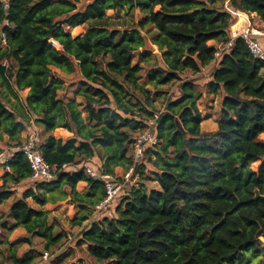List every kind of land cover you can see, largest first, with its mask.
I'll return each mask as SVG.
<instances>
[{
	"label": "trees",
	"instance_id": "trees-1",
	"mask_svg": "<svg viewBox=\"0 0 264 264\" xmlns=\"http://www.w3.org/2000/svg\"><path fill=\"white\" fill-rule=\"evenodd\" d=\"M80 3L8 0L5 7L0 0V141L7 136L8 145L21 143L32 122L42 126L41 147L54 170L51 181H35V188L13 201L15 223L8 227L1 213L0 226L23 227L44 239L51 253L65 234H56L49 213L28 199L44 205L71 197L80 212L72 224L83 228L76 249L69 248L55 264H262L264 61L251 55L241 37L232 40V26L233 12L256 13L264 23V0ZM109 10L125 11L132 22L126 16L114 19ZM79 25L85 29L78 36L66 30ZM142 33L158 48L157 59L144 50ZM231 40L218 58L219 46ZM135 54L140 60L134 63ZM218 59L206 85L210 93L224 92L220 117L217 129L204 131L199 73ZM53 68L79 75L72 99L60 97L66 84ZM144 70L145 84L140 82ZM170 84L178 95L162 89ZM151 120L159 142L146 146L134 175L139 181L124 189L111 215L84 225L106 196L103 182L90 177L84 165L113 174L117 167L129 169L137 132ZM57 128L73 134L57 138ZM11 169L0 186V204L12 194L6 190L9 182L31 175L22 154ZM81 181L87 183L83 192L77 189ZM150 182L158 187L148 188ZM84 244L86 256L79 254ZM3 246L13 264H35L36 252H45L31 248L18 256L17 246L3 240L0 264Z\"/></svg>",
	"mask_w": 264,
	"mask_h": 264
},
{
	"label": "built area",
	"instance_id": "built-area-1",
	"mask_svg": "<svg viewBox=\"0 0 264 264\" xmlns=\"http://www.w3.org/2000/svg\"><path fill=\"white\" fill-rule=\"evenodd\" d=\"M3 1L5 2V7H8V0ZM233 13L237 16L240 14L236 12ZM258 35L259 32L253 29L250 24L248 27L242 26L233 30L232 40L237 37H241L245 41L251 55L264 61V46L259 41L257 37ZM2 38L5 43V33H2ZM232 40L226 45L219 46L220 51L217 52L218 58L221 57L225 50H228L232 44ZM155 128V120H151L147 126V130H144L136 135L133 142L134 165L127 169L123 175L118 176L106 169L99 170L91 165H84L86 173L90 177L102 181L105 186L106 196L95 206L94 211L98 214H109L110 209L115 206L124 189H126L130 184L132 185L136 183V181H133L136 167L143 159L146 146H154L159 142L157 136L155 135ZM17 154H22L28 160L31 169L30 178L32 180L51 181L54 178V170L44 158V152L38 141V133L36 130L30 131L25 141L14 145H8L0 149V167H3L6 171H10L11 164L15 160ZM42 257L44 260H47L50 257L49 252L45 251Z\"/></svg>",
	"mask_w": 264,
	"mask_h": 264
},
{
	"label": "rangeland",
	"instance_id": "rangeland-1",
	"mask_svg": "<svg viewBox=\"0 0 264 264\" xmlns=\"http://www.w3.org/2000/svg\"><path fill=\"white\" fill-rule=\"evenodd\" d=\"M89 2V0H81V3L79 4V7H82V6H85V4H87ZM242 15V13H240ZM108 15H110L111 17H113L114 19H120L124 16H126L125 18H127L126 20L128 21V24L130 25V23L132 22V19L129 18L126 14H125V11H120L119 13H117V11L115 10H109L108 11ZM243 15H247V14H243ZM141 14L139 12V10H136L135 12V20H138L140 18ZM249 16V15H248ZM237 22H235L232 26V31L235 30L234 29V25H236ZM251 23L252 25L253 24H258V23H261L259 21H256L254 19L251 18ZM72 27V26H71ZM68 29V27L66 28ZM85 29V25H80V26H77L76 28H73L71 30L72 32V35H77L78 33H80L81 31L83 32V30ZM158 52V48H156L155 51H153L152 53H154V59H157V56H155V53ZM139 53V52H138ZM140 60V57L139 55L135 54L134 55V63L139 61ZM147 68V66H146ZM55 70V68H53ZM146 70V69H145ZM143 71L142 74H143V78L140 80L141 83L145 84L147 81H148V78L145 76L146 75V71ZM57 71V70H56ZM57 73L63 77V79L65 80V84H66V91H70V93H66L65 90H62L60 91V97L65 99V100H69V99H72L74 97V93L75 91L73 90H77V88H79L80 86V78H79V75L78 74H67V73H64V72H61V71H57ZM187 74H184V76H186ZM189 75V74H188ZM194 77V76H192ZM209 78V72H206V73H203L201 75H199V80H198V83L199 85H197V90L201 91L202 93H206V95H202V97L200 98V100L198 101V105H199V108L202 112V115H203V121L205 119L204 116H206L205 114L210 112L211 115L208 116V118L206 117V121L203 123V127H202V124H201V127H202V130L204 131H212L211 127H212V121L215 120L214 118L215 117H218V114H220L217 106H216V103H218V105L220 104V95H219V98H218V95H210L208 88H207V85L204 83L205 80L207 81V79ZM205 86V87H204ZM148 87L152 88L153 91H154V88L151 86V85H148ZM176 87L173 85H166V86H163L162 89L165 90L168 94V91L170 93H177V90L175 89ZM207 88V89H206ZM178 95V93H177ZM78 101H84V99L82 98V96H77L76 97ZM157 107L159 109L162 108L163 106V99H159L156 103ZM84 108V107H83ZM215 116V117H214ZM202 121V122H203ZM218 121V120H217ZM217 126H215L214 129H216ZM144 130H147V127H144ZM144 130H141L139 132H137V134L141 133L142 131ZM259 162H254L252 163V167L253 168H256L257 165H258ZM147 167L149 168L150 166L147 164ZM146 174V173H145ZM139 181V180H138ZM137 181V182H138ZM154 182H150L148 185V188H152L154 186ZM121 198V197H120ZM120 199H118L119 201ZM8 210V207H3V209H0V212L1 213H6ZM113 209H110V215L113 213ZM58 216L61 217V220H64V214H59L57 213ZM7 219V218H6ZM51 221V220H50ZM64 221L61 222V225H57L54 229V232L55 233H58V232H63L65 234V237L63 238V240L60 242V244L56 247H53L50 251L51 253L50 254H54L53 256L49 257L47 260H44V258L38 253L36 252V259H35V264H55V262L58 261V259L63 255L65 254V252H68V249H76L75 248V242L76 240L79 238V234L77 236H75L73 239L71 237L72 233L75 234L76 231H74L75 228H79L78 226H75L71 223H68L67 221H65V223H63ZM68 226L69 230H65L64 228L66 226ZM71 226V227H70ZM27 232L26 230L23 228V227H20V228H17L16 230H13V231H9L7 229H3L1 226H0V241H3V240H8V243L11 244L12 246H17V251H16V254L18 256L20 255H25V253L31 249V248H34V249H40L42 252L43 251H46L45 250V240L42 239V238H39V237H32V242L33 244H29L26 240H27ZM263 242H264V238H262ZM4 248V254L2 255V262L4 264H13L12 260L9 259L8 257V248L3 246ZM83 248L85 250H81V255H84L86 256L85 252L83 251H87L86 247L83 245ZM40 251V252H41ZM77 256L79 257V255L77 254ZM263 258L262 260V264H264V256L262 255L260 258H258V261ZM76 258H74L72 261L75 262ZM257 261V262H258ZM92 263V262H91Z\"/></svg>",
	"mask_w": 264,
	"mask_h": 264
},
{
	"label": "crops",
	"instance_id": "crops-1",
	"mask_svg": "<svg viewBox=\"0 0 264 264\" xmlns=\"http://www.w3.org/2000/svg\"><path fill=\"white\" fill-rule=\"evenodd\" d=\"M251 18L252 19H254V20H256V21H259V22H261V23H258L257 25L256 24H253L252 25V23H251ZM236 22H237V24H236V29L237 28H239V27H242V26H244V27H248L250 24H251V27L253 28V29H255V30H257L258 32H259V35L257 36L258 37V39H259V41L262 43V45L264 46V23L260 20V17L256 14V13H253V14H251L250 16H248V15H241V14H239V16H237V20H236ZM242 25V26H241ZM80 26V25H79ZM235 26V25H234ZM77 27V26H76ZM76 27H71V26H68V29H66V30H68V31H70V33L72 34V32H71V30L73 29V28H76ZM67 28V27H66ZM82 33V31L80 32V33H78L77 35H73V36H78V35H80ZM219 62V59H218V61L217 62H214L211 66H208V67H206L205 69H203V71L201 72V73H199V75H201V74H203V73H206V72H209V78L207 79V81L205 80V84H207V82H209L210 80H211V72H212V70H213V68H214V66L217 64ZM59 71L58 69H56L55 68V71ZM207 89V88H206ZM73 91H76V89L75 90H73ZM208 91V90H207ZM27 92H28V89H26V90H24V91H22L21 92V102L23 103V102H25V97H26V95H27ZM68 93H70V91H68L67 92V94ZM210 93V92H209ZM223 94H224V92H223V90H220L219 91V93H217V94H214V93H210V95L212 96V95H218V98H219V95L221 96L220 97V104L218 105V103H216V106H217V108H218V110H219V112L221 111V107H220V105H221V100H222V97H223ZM203 95H206V93H204L203 92ZM12 100H14L13 98H12ZM84 115H85V113H84ZM206 116H204L205 117V119H206V117L208 118V116L209 115H211L210 114V112H208V113H206L205 114ZM215 117V116H214ZM219 117H220V114H218V117H215L214 119L215 120H213L212 121V127H211V129L212 130H215L214 128H215V126H217L218 125V119H219ZM204 119V121L202 122V127H203V123L206 121ZM216 129H217V127H216ZM34 131V130H36L37 131V133H38V141H39V143L40 144H42V142L44 141V139H45V137H46V134H45V132L43 131V127L42 126H39V125H37L36 123H34V122H32L27 128H26V130H24L23 132H22V141H25L26 140V138H27V136H28V133L30 132V131ZM53 134L57 137V138H63V139H66V138H68V137H70L73 133L72 132H70L69 130H67L66 128H57V129H55L54 131H53ZM5 146H8V144H7V136H5V140L4 141H0V147H5ZM131 148V147H130ZM130 151L133 153V148H131L130 149ZM75 169V168H74ZM12 170V169H11ZM11 170L10 171H6L3 167H0V186L2 185V182H3V178L6 176V174L8 173V172H11ZM124 172H126L122 167H117L116 169H115V173L114 174H116V175H123L124 174ZM133 181H136L137 182V180L136 179H134ZM155 184H154V186L153 187H158V184L156 183V182H154ZM28 188H35V181L34 180H32L30 177H28V178H26V179H24V180H22L21 182H19V183H17V184H14V183H11V182H9L8 183V185L6 186V190H9V191H12V194L8 197V198H6L1 204H0V209H3V207H8V210H7V212L6 213H3V214H6V216L4 217V221H6L7 222V224H8V227H11L14 223H15V220H14V218L12 217V215H11V212H10V206H11V204L13 203V201L15 200V199H18V198H20L21 197V195H22V193L26 190V189H28ZM77 189L80 191V192H83V191H85L86 189H87V183L85 182V181H81V182H79L78 183V185H77ZM28 201H29V203H30V205L31 206H33V207H35V208H37V209H39V210H44V211H47L48 213H49V222L54 226V228L57 226V225H61V222L62 221H64L63 223H65V221H67L68 223H70V225H71V223H72V221L74 220V219H76L79 215H80V212H79V210L78 209H76L75 208V204H74V202H72V200H71V197H68L67 199H65V200H62V201H57L56 203H52V202H47V203H45L44 205H39V204H37L32 198H29L28 199ZM64 212H65V214H64ZM57 213H59V214H64V220H61V217L60 216H58V214ZM0 214H1V212H0ZM104 215V214H103ZM99 217H101V214H98L96 211H94L93 212V214H92V216H91V218L90 219H88V220H86L85 222H84V225L85 224H91L94 220H96V219H98ZM7 218V219H6ZM51 220V221H50ZM3 222V221H2ZM1 222V223H2ZM66 226V225H65ZM75 226H77V225H75ZM71 227V226H70ZM79 227V226H78ZM18 228H20V227H18ZM83 228V226L82 227H79V228H75L74 229V231H76L75 232V234L74 233H72V235H71V237H70V239L72 238H74L75 236H77L78 234H80V231H81V229ZM17 229V228H16ZM16 229H14V230H16ZM65 230H69V228H68V226H66L65 228H64ZM13 231V230H12ZM70 231V230H69ZM58 233H63V232H58ZM58 233H56V234H58ZM64 234V233H63ZM29 236L31 237V238H29ZM32 235H29V234H27V239H32ZM34 238V237H33ZM33 241V240H32ZM84 246L86 247V249L88 250V246L86 245V244H84ZM44 253V252H43ZM50 254V253H49ZM54 254H50V257L51 256H53ZM20 256H22V255H20Z\"/></svg>",
	"mask_w": 264,
	"mask_h": 264
},
{
	"label": "water",
	"instance_id": "water-1",
	"mask_svg": "<svg viewBox=\"0 0 264 264\" xmlns=\"http://www.w3.org/2000/svg\"><path fill=\"white\" fill-rule=\"evenodd\" d=\"M142 36L144 37V50L145 51H155L156 50V46L152 44V42L150 41V39L144 34L142 33ZM97 181H100L99 179H97ZM2 221H0V224H1ZM29 238H31L29 236Z\"/></svg>",
	"mask_w": 264,
	"mask_h": 264
},
{
	"label": "bare ground",
	"instance_id": "bare-ground-1",
	"mask_svg": "<svg viewBox=\"0 0 264 264\" xmlns=\"http://www.w3.org/2000/svg\"><path fill=\"white\" fill-rule=\"evenodd\" d=\"M241 26H242V25H241ZM235 27H236V25H235ZM235 27H234V29H236Z\"/></svg>",
	"mask_w": 264,
	"mask_h": 264
}]
</instances>
